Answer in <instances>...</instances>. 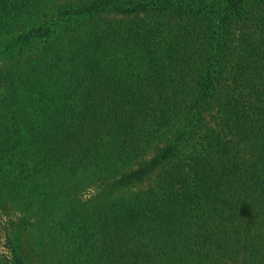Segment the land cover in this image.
<instances>
[{
	"label": "trees",
	"instance_id": "trees-1",
	"mask_svg": "<svg viewBox=\"0 0 264 264\" xmlns=\"http://www.w3.org/2000/svg\"><path fill=\"white\" fill-rule=\"evenodd\" d=\"M0 264H264V0H0Z\"/></svg>",
	"mask_w": 264,
	"mask_h": 264
},
{
	"label": "rangeland",
	"instance_id": "rangeland-1",
	"mask_svg": "<svg viewBox=\"0 0 264 264\" xmlns=\"http://www.w3.org/2000/svg\"><path fill=\"white\" fill-rule=\"evenodd\" d=\"M149 182L147 183H143L142 185H140L139 187H138V189H146L149 185ZM14 220H16V217H14Z\"/></svg>",
	"mask_w": 264,
	"mask_h": 264
}]
</instances>
